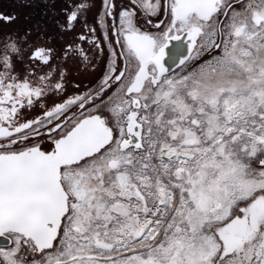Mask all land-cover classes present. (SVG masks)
Returning <instances> with one entry per match:
<instances>
[{"label":"snow or ice","instance_id":"obj_1","mask_svg":"<svg viewBox=\"0 0 264 264\" xmlns=\"http://www.w3.org/2000/svg\"><path fill=\"white\" fill-rule=\"evenodd\" d=\"M17 8L0 264H264V0Z\"/></svg>","mask_w":264,"mask_h":264},{"label":"flooded vegetation","instance_id":"obj_2","mask_svg":"<svg viewBox=\"0 0 264 264\" xmlns=\"http://www.w3.org/2000/svg\"><path fill=\"white\" fill-rule=\"evenodd\" d=\"M17 2L18 0H0V12H21V20L23 21V16L31 12V9H18L17 8ZM95 77L92 75H89L85 78L84 87H87L89 85V82L94 81Z\"/></svg>","mask_w":264,"mask_h":264}]
</instances>
